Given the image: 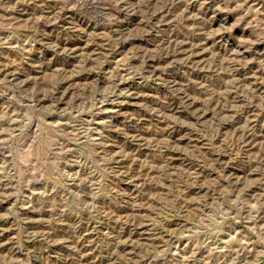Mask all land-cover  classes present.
<instances>
[{
    "label": "rangeland",
    "instance_id": "rangeland-1",
    "mask_svg": "<svg viewBox=\"0 0 264 264\" xmlns=\"http://www.w3.org/2000/svg\"><path fill=\"white\" fill-rule=\"evenodd\" d=\"M57 2L0 7V264L254 259L258 218L205 237L264 199V27L222 0H123L108 27Z\"/></svg>",
    "mask_w": 264,
    "mask_h": 264
},
{
    "label": "clouds",
    "instance_id": "clouds-1",
    "mask_svg": "<svg viewBox=\"0 0 264 264\" xmlns=\"http://www.w3.org/2000/svg\"><path fill=\"white\" fill-rule=\"evenodd\" d=\"M122 2L123 0H58L55 7H62L65 9L71 8L75 10L80 15L82 22L84 23H96L108 27L109 25L117 22L116 14L124 11L127 7L126 4L124 7H121ZM203 2L206 3L207 0H203ZM222 4L223 6L218 8V10L236 13L237 23H250L249 18H252L257 21V23L252 25V27H264V0H222ZM0 7L5 8L6 10L9 7L16 9L17 4H9L8 0H0ZM140 7L144 10L146 18L151 17L153 14L151 0H144V3H142ZM253 13H255V16H253ZM61 18L68 19L69 30H75L77 28V24L73 19H69L67 17ZM235 26L236 25H233L232 27ZM223 30V28L220 29V31ZM214 34L215 33H212L211 35ZM255 42L256 41H252V43ZM218 70V68L212 69L213 72ZM185 75L186 78H188L190 85L191 73L186 72ZM211 83V78H209L204 85L205 90H207L209 84ZM252 203L255 204V207H250ZM223 204L227 211L219 212L215 221L210 225V228L206 233L205 238L212 239L214 237L213 242H218L220 234L229 235L235 233V220H239L242 225L240 228L241 239L247 237V234L244 232V226H246L250 218H258L259 220L264 221V199H257L255 201L241 200L238 201L235 206H229L226 201L223 202ZM256 251L258 252V255L255 256L254 259H249L250 256H253V252L251 250L247 247L233 246L228 249V252L224 256L213 257L212 264H264V260L260 259V257H264V248ZM102 255L103 249H101V256ZM156 258V256H152L151 258L145 257V259H148V264H151L152 259ZM159 258L163 259L165 264H180L178 259L170 257L167 253ZM73 259L75 264H81L79 254L73 257ZM189 259L192 261V264H200L195 256L185 257V260Z\"/></svg>",
    "mask_w": 264,
    "mask_h": 264
},
{
    "label": "bare ground",
    "instance_id": "bare-ground-1",
    "mask_svg": "<svg viewBox=\"0 0 264 264\" xmlns=\"http://www.w3.org/2000/svg\"><path fill=\"white\" fill-rule=\"evenodd\" d=\"M192 101V100H191ZM182 138V137H181ZM212 162H213V160H212ZM139 222V221H138ZM70 226V225H69ZM143 239V238H142ZM113 246V245H112Z\"/></svg>",
    "mask_w": 264,
    "mask_h": 264
}]
</instances>
